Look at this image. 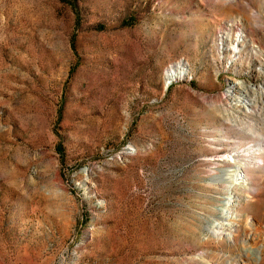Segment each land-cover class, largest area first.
Masks as SVG:
<instances>
[{"label":"rangeland","instance_id":"obj_1","mask_svg":"<svg viewBox=\"0 0 264 264\" xmlns=\"http://www.w3.org/2000/svg\"><path fill=\"white\" fill-rule=\"evenodd\" d=\"M0 264H264V0H0Z\"/></svg>","mask_w":264,"mask_h":264},{"label":"bare ground","instance_id":"obj_2","mask_svg":"<svg viewBox=\"0 0 264 264\" xmlns=\"http://www.w3.org/2000/svg\"><path fill=\"white\" fill-rule=\"evenodd\" d=\"M178 76H179V73L175 72V70H170L169 73H168V78L169 79H176V78H178ZM222 171H223V173L221 175H219V177L220 178L227 179L228 178V175L231 174L232 169H228L227 168V169H222ZM233 175L235 176L236 179H240V178L242 179V178H244V175L242 173V170L239 167H237V169L235 170V172L233 173ZM231 213L232 212L229 209H227L225 211V217L226 218H229L231 216ZM221 228L224 229V226H221ZM229 236L231 238L232 235L230 234ZM254 251L255 250L254 249H251V248L246 249V253L247 254L249 252H254Z\"/></svg>","mask_w":264,"mask_h":264}]
</instances>
